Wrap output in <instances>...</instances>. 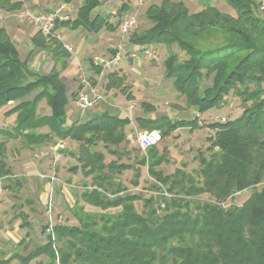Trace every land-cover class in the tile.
I'll return each instance as SVG.
<instances>
[{
  "label": "trees",
  "instance_id": "trees-1",
  "mask_svg": "<svg viewBox=\"0 0 264 264\" xmlns=\"http://www.w3.org/2000/svg\"><path fill=\"white\" fill-rule=\"evenodd\" d=\"M103 2L84 0L77 17L62 24H72L74 28L83 26L89 32H99L104 27L118 28L109 16L93 14ZM226 2L234 8L235 15L212 4L193 12L182 0L152 3L145 11L152 26L131 37L133 43L144 46L175 43L185 52V59L177 51L169 52L164 61L165 77L173 79L176 90L199 115L222 107L231 94L243 103L238 117L209 124L215 130L209 137L210 155L200 158L199 167L192 176L179 168L172 174H165L159 167L168 159L155 145L138 160L140 166H148L152 176L147 186L152 194L144 205L150 206L158 199V205L164 204L162 208L168 212L157 219L156 209L147 216L140 213L135 204L142 200L139 193L120 196L118 190L109 197L97 189L84 190L82 198L89 204L102 210L121 206L122 210L113 219L100 214L101 219H107L99 230H90L95 227L90 225L92 221L95 223L96 218L92 217L95 215L77 213L78 224L55 223L45 243L28 249L26 254L17 252L0 259V264H14L15 259H19L20 264H30L42 255L48 258L45 264H264V15L258 14L259 4L255 0ZM17 4L22 6L21 2L0 0L1 9L13 10L18 8ZM125 6L123 4L120 11ZM33 42L34 48L39 49L52 45L41 31ZM55 43L57 46L51 52L65 60L61 69L53 68L43 76L35 74L21 60L7 30L0 26V109L11 101L21 100L5 112L8 116L18 112L15 126L0 128V134L9 140L22 138L38 143L50 133H34L33 130L49 126L60 138L82 143L80 150L84 152L91 149L89 144L101 142L117 158L107 162L103 151L92 152L86 162L93 164L89 165V171L95 170L98 164L100 170L95 171L99 183H106L107 188L121 186L116 176L134 169L131 182L139 186L140 166L121 161L123 150L118 149L128 139L125 127L131 122L129 117L103 110L86 122L67 123V106L78 91L69 97L61 70L66 68V59L71 53L59 41ZM93 67L100 74L101 69ZM107 76L108 90L121 89L127 98L133 99L132 93L126 91L124 75L115 69ZM39 88L42 90L33 98L23 99ZM44 98L51 107V114L38 117L37 105ZM137 121L144 129L160 130L162 137L170 136L178 128L194 130L202 126L198 117L171 121L167 117L139 116ZM112 145L117 148H111ZM166 149L164 146L163 151ZM6 150V142L0 141L2 179L11 176L4 160ZM178 174L188 179L186 184L182 177L176 178ZM249 188L252 192L241 205H223L234 194ZM181 193L191 197L208 194L210 200L197 206L195 213L189 208H186L189 212L174 213L184 203V198L177 195ZM49 225L42 226V231L46 232ZM62 239H65L64 246L56 250V240ZM24 242L22 240L19 245Z\"/></svg>",
  "mask_w": 264,
  "mask_h": 264
},
{
  "label": "rangeland",
  "instance_id": "rangeland-1",
  "mask_svg": "<svg viewBox=\"0 0 264 264\" xmlns=\"http://www.w3.org/2000/svg\"><path fill=\"white\" fill-rule=\"evenodd\" d=\"M64 1V0H62ZM78 0H71L73 7H75L76 10H79V6H77ZM161 0H150L146 2L144 5H137V0H104L106 3V8L108 9L106 16H109L111 19H113V24H117L118 28L116 29H107L104 27L101 31L95 32L97 35V39H99L100 44L106 43V45H112L113 47H116L115 44L117 41H121V45H123V52H128L130 50L134 49H142L144 45L141 44H135L132 43L131 37L135 33H144L146 30H148L152 23L148 21V19L145 17V11L147 7L152 3H159ZM191 1L189 3V9L190 11L195 10H201L206 5L212 4L217 6L222 11L229 12L230 11L236 14L234 8L229 5L226 0H186ZM259 5V8H257V12L259 15H264V10H261V6L264 5V0H255ZM12 3L20 2L19 0H11ZM28 4L32 3L33 0H27ZM219 3V4H218ZM123 4H126L129 6V10L124 9L123 11H120V8L123 6ZM18 5V4H17ZM22 7V6H21ZM21 7L15 8L13 10H7L0 8V13L4 14L6 16V20L4 24L3 22H0V25H5V29L8 32V35L10 38H12L13 35L18 33L23 38V43L21 48H19V55L22 61H24L27 65L30 63L29 60L32 58V50H30V46H28L29 40L33 39L35 35L37 34L35 28L33 29L29 22L18 19L20 15L24 12ZM55 7V6H54ZM117 9L118 15L115 18H112V15L109 13L110 10ZM122 14L120 16L119 14ZM128 15L135 16L137 18V26L133 28L128 35L123 34V32L119 28L118 22L126 18ZM73 16V15H72ZM17 18L18 22H15ZM20 26V27H18ZM3 27V26H2ZM112 37L114 39V42H110L107 39V35ZM110 34V35H109ZM32 37V38H31ZM31 38V39H30ZM46 40L50 42L52 45L48 47V50L51 49L48 53L49 58L52 57V48L57 46L55 42L57 40L55 38H48L46 37ZM151 44H148L146 46H150ZM160 44L153 43L152 46L156 50V58H139L134 60L129 56L128 53L125 55V62H126V68H119L118 66L116 68L117 71L120 72V74H123L126 77V84L127 89L126 91H129L133 95V99L127 98V94L125 91L113 88L108 90L107 89V83H108V76L105 75V78L101 81L99 89L101 93L106 97L105 100H102L96 106H104V110H108L111 113H121L123 117H129L131 122L128 124L125 129L127 136H129V139L127 141L123 142L120 146H118V149L123 150L122 156H120L121 161L123 162H131L134 163L133 165L140 166L138 164V160H140L146 152L142 150L139 146L138 137L139 134L143 131L150 130L149 128L144 129L142 126H140L139 122L137 121V117H151V118H161V117H167L171 121H178L181 119H193L194 117H198L200 120V124H202L201 127L196 128L194 130L185 127V128H178L172 134L168 137H162V140L158 142L155 146L160 150L161 154L164 152V156L168 161H164L163 164L159 167L164 171L165 174H172L176 171V169H181L183 172L187 173L189 176H192L193 171L198 169L199 167V160L202 156L210 155L209 147L211 145L209 141V137L214 134L215 130L209 125L217 121H225L229 119H234L238 117L241 112L243 111V103L240 100V98L234 94H231L228 99L227 103L223 105L220 108H214L210 111H207L203 114H200L197 112L196 108L193 106L188 105L186 101V97L182 94H180L173 83V79L166 78L165 77V64L164 61L168 57L169 52L171 50L177 51L180 53V56L185 59L187 58V55L185 52L181 51L177 44ZM100 56H110L111 51L105 50L103 52H98ZM59 58L61 56H58ZM69 63H72V60L68 59ZM56 65V69L60 70V64L57 63H51ZM68 65V63H67ZM50 69V64L46 63L45 66L42 68L39 75H47L49 74L52 69ZM62 67V66H61ZM72 67V66H71ZM69 67V69H71ZM66 69V68H65ZM73 71V70H72ZM66 74L68 73L65 71ZM70 72V71H69ZM69 74V73H68ZM92 78V77H91ZM73 79L79 80V72L77 75L73 77ZM74 83H69V90L68 95L69 97L72 94V91L76 87H74ZM68 88V86H67ZM77 89V88H76ZM129 89V90H128ZM42 88H39L35 90L32 94L26 96L25 100L33 98L35 94L40 92ZM79 90V89H78ZM77 90V91H78ZM71 98V97H70ZM116 98V100H115ZM77 100V96L75 99H71V102H69L67 106L68 111H74L79 112L77 105L75 104ZM132 100V101H131ZM21 100L11 101L9 102L5 110L8 111L15 106H17L20 103ZM131 101V102H130ZM130 102V103H129ZM133 104L134 108L129 109L130 105ZM49 104L47 103V99H42L38 105H37V116L39 117L44 112L48 111ZM123 110L125 109L126 112L124 113ZM128 110V111H127ZM40 111V112H39ZM8 116V115H7ZM13 118L18 116V112H15L14 114L10 115ZM12 118V119H13ZM9 118L6 117V114L3 110L0 109V128L9 126ZM11 128V127H10ZM38 128L33 130L34 133L37 132ZM42 129L39 130V132H43ZM51 131V129H49ZM53 134V132L51 131ZM56 136L54 141L52 139L50 140H43V138L40 140L42 141L41 145H47L48 149H44L43 151L51 149L52 153L55 152L53 156L56 157L57 153L61 154L60 160H58L60 166H64L65 171H69L70 173H78L81 177H83V186L85 187L83 190H99L106 194L109 197H112L113 194L118 192L120 196L126 195L128 193H136L141 194L142 200L136 201V207L140 213H143L144 215H149L150 212L153 209H156V216L155 219L163 217L168 211H165L163 206L158 205V199L154 200L150 206H145V200L147 198H150V195L152 194L151 190L147 189V186L149 185V182L152 180V176L148 172V166L147 165H141V177H140V184L138 187L135 188L133 186V183L131 182V179L134 176V169H130L131 171L123 172L120 176H116V179L119 180L121 186H115L111 185L105 187L107 184H101L99 179L96 178V172L100 170L98 167V164H96L97 171H89L91 168L89 165L93 164L91 162H86L87 160H90L89 157L92 156V152L94 151H103L106 155V161L110 162L111 160H114L117 158L116 155H113L109 153L105 147H103L102 143L99 142L96 145L94 142L91 145V149L88 152H84L80 150V146L82 143L75 141L71 138H60L58 135L53 134V136ZM87 135V134H86ZM2 136V135H1ZM1 139L4 137H0ZM96 139V138H95ZM20 140H23L22 138ZM56 140V141H55ZM63 140V142H62ZM24 141L28 144L32 143L29 142L27 139H24ZM30 141H33L30 139ZM18 142V146H20V141ZM87 143V142H86ZM85 144V143H84ZM22 145V144H21ZM40 145V146H41ZM57 145V149H53V146ZM86 146L88 145L85 144ZM37 145V147H40ZM166 146V151H163V147ZM26 147H29L27 145ZM111 148H117L116 145L110 146ZM84 154H82V153ZM1 154V152H0ZM82 155V157H81ZM1 159V155H0ZM86 162V163H85ZM70 166V168L68 167ZM73 172H71L72 168ZM75 170V171H74ZM89 171V173H87ZM124 174V175H123ZM123 175V176H122ZM181 174H178L176 178H181ZM194 177V176H193ZM184 184H186L187 178H183ZM172 181V180H171ZM196 182V181H194ZM82 187V186H81ZM103 189L105 191H103ZM122 192H121V191ZM123 190H126L125 193ZM252 192V188L243 190L241 192H238L234 194L232 198H229L226 202H223V205L228 207L230 205H241L244 203V201L247 200V198L250 196ZM178 197L184 198V203H182V206H180V209H177L175 212L185 213L189 212L186 210V208L191 209L193 213L197 210L196 207L201 205L204 202H207L210 200V197L208 194H202L199 195V197H191V196H184L183 193L177 194ZM181 201V200H180ZM187 203L189 205H187ZM77 207L80 206V204L76 205ZM76 208V207H75ZM176 208V207H175ZM175 208H172L174 210ZM122 210V207H112L107 210H86L84 207L80 209L81 212H84L86 215L87 213L95 215L92 217H95V223L94 221L90 222V225H95V227H91L90 230H99L104 225V219L100 218V214L107 216L108 218H114L116 215L120 213ZM170 210V211H172ZM84 215V216H85ZM97 215V216H96ZM71 218L72 224H78V220L68 216V219ZM57 219V218H55ZM93 220V219H91ZM89 220V221H91ZM49 221V219H48ZM51 221V220H50ZM83 225V224H82ZM44 226V225H42ZM42 226H40L38 232L39 239L38 241L44 242V240H47L48 233L42 231ZM55 240V239H54ZM45 243V242H44ZM65 244V239L62 240H56L55 242V248L56 250L59 249L61 246L63 247ZM34 247V246H33ZM31 247V248H33ZM26 253V251H23ZM28 252V251H27ZM47 256L42 255L35 258L30 264H45L47 261ZM16 260V259H15ZM14 260V261H15ZM58 262V261H57ZM75 262V261H74ZM59 263V262H58ZM16 264H20L19 259L16 260Z\"/></svg>",
  "mask_w": 264,
  "mask_h": 264
},
{
  "label": "crops",
  "instance_id": "crops-1",
  "mask_svg": "<svg viewBox=\"0 0 264 264\" xmlns=\"http://www.w3.org/2000/svg\"><path fill=\"white\" fill-rule=\"evenodd\" d=\"M19 1L22 3L21 9L24 11L29 10L33 13L51 10L54 6H57V4L62 2V0H33L32 3L28 4L27 0ZM64 1L69 4L71 13L75 19L77 17L78 10L73 7L71 0ZM182 1H184L188 6L189 3H191V1H188L189 3L186 0ZM83 4L84 0L77 1V6L80 7ZM125 9L129 10L130 8L126 5ZM107 11L108 9L106 8V3L103 2L100 6L93 10V14H100L104 17L106 16ZM196 11L198 10L193 12ZM230 13H233V11H230ZM18 19L22 18L18 17ZM5 20L6 16L0 13V22H3L2 24H4ZM15 22H18L17 18ZM29 24L33 29L35 28L36 32L39 31L35 25L31 23ZM0 26L5 27V25ZM57 32L60 33L64 40L70 43L74 49V52H72L71 56L68 58L72 60V63H69L68 59H66V69L61 70V79L68 86L67 90H69V83L76 84L74 87L77 89L75 88L74 91L79 89V80L73 79V77L78 74L80 69H84L99 87L101 81L105 78V75L102 77L100 74L95 72L92 63L93 57L99 54L97 53L98 49L99 52L108 50L111 51L112 54L115 53L116 47H113V44L110 46L106 45V43L100 44V40L97 39L96 33L87 31V29L83 26L74 28L72 27V24L65 25L61 23L57 28ZM106 37L110 42H114L112 37L108 35ZM33 39L29 40L28 43L30 50L34 49L32 52V58L29 59L32 60L28 63V68L31 72L40 74L46 63L50 64L51 69L54 67L51 63L61 65L65 61L61 57L59 58L58 56H53V53L52 57L49 58L48 53L51 49L34 48ZM11 40L18 49L21 48L23 38L18 33L13 35ZM119 43H121L120 40L115 44L118 45ZM130 51L125 52V54L123 52V54H129ZM124 60L125 58H123L121 63L118 65L120 66L119 68H126L127 64ZM56 66L54 68H56ZM69 67H71V69H69ZM65 71L69 74H66ZM107 75L108 73L106 76ZM5 107L6 105L1 108L4 112H6ZM48 107V111L44 112L40 116L51 114V107ZM103 107V105L95 106L84 112L79 110L78 107L79 112L70 110L68 111L67 123L70 125L73 122H86L91 120L104 110ZM120 108L124 113L126 112L125 109L123 110L122 107ZM115 114L120 115L121 113ZM6 117L9 118L10 122L7 127L10 128L15 126L17 117L13 118L12 116H7V114ZM40 129H42L43 132H39ZM49 129V126H43L38 128L37 132L41 134L50 133V136L45 140L52 139V141H54L56 136H53ZM0 137H2L1 134ZM127 138L129 139V136H127ZM0 141L6 142L7 144L4 160L11 170V176H3V179L0 181V259L9 258L13 253L17 252L26 254L28 249L41 244L42 241H38L39 235L37 231L42 225L50 223L54 226V224L58 222L71 223V218L68 219V216L77 219V213L79 214L81 212L80 209L82 207L90 211L99 209L100 211L102 210L100 207L89 204L82 198L83 189L85 188L83 186V177H81L78 173L73 172L72 169L71 172L73 173L65 171L63 168L64 166H60L61 163L58 162L61 158V154L57 153L56 157L53 156L56 153H52L50 148L46 152L43 151L44 149H48V146H42V141L39 140L38 143L30 144L20 139L9 140L7 138H0ZM17 141H20L22 145L20 144V146H18ZM27 145H29V147H26ZM37 145L41 146L37 147ZM53 149L56 150L57 145L53 146ZM68 167L70 168V166ZM126 171L131 170L128 169ZM126 171H124V173ZM136 187L138 186H135V188ZM77 204H80V206L77 207ZM22 240L25 242L19 245ZM45 241L46 240H44V242ZM23 251H26V253ZM16 260L13 261L14 264L16 263Z\"/></svg>",
  "mask_w": 264,
  "mask_h": 264
},
{
  "label": "built area",
  "instance_id": "built-area-1",
  "mask_svg": "<svg viewBox=\"0 0 264 264\" xmlns=\"http://www.w3.org/2000/svg\"><path fill=\"white\" fill-rule=\"evenodd\" d=\"M150 0H137V5H144ZM261 10H264V5L261 6ZM112 15V18L117 17L118 10L112 9L109 11ZM19 18L27 20L29 23L35 25L41 33L50 38H55L57 41L61 42L63 47L68 50L70 53L74 52L73 47L70 43L66 42L63 36L57 32L58 24L73 21L74 17L72 16L69 4L66 1H62L57 6L48 11H41L39 13H33L29 10L24 11ZM111 19V18H110ZM114 20L111 19V22ZM119 28L123 34L128 35L129 32L137 26V18L132 15H128L126 18L119 22ZM123 45L119 43L116 46L115 53H112L110 56H100L96 55L93 57V65L101 69L100 75L104 77L109 72L114 71L117 66L121 63L122 59L125 57L123 54ZM129 56L133 59L139 58H156L155 48L150 46H144L142 49L131 50ZM79 90L76 100V105L82 112L91 109L96 106V104L102 100H105L106 97L101 93L97 84L94 83L93 79L88 75L84 69L79 70ZM130 109L134 108V105L131 104ZM162 140V133L158 129H151L143 131L139 134L138 141L139 146L145 152L150 147L156 145ZM54 179V177H53ZM2 178H0V181ZM166 196H171L168 192H164ZM164 206V204L162 205ZM47 233H53V225L50 224L46 230Z\"/></svg>",
  "mask_w": 264,
  "mask_h": 264
}]
</instances>
